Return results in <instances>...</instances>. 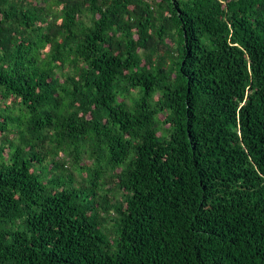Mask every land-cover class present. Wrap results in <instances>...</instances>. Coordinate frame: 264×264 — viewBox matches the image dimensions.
Returning a JSON list of instances; mask_svg holds the SVG:
<instances>
[{
  "label": "trees",
  "instance_id": "trees-1",
  "mask_svg": "<svg viewBox=\"0 0 264 264\" xmlns=\"http://www.w3.org/2000/svg\"><path fill=\"white\" fill-rule=\"evenodd\" d=\"M0 264H264V0H0Z\"/></svg>",
  "mask_w": 264,
  "mask_h": 264
}]
</instances>
